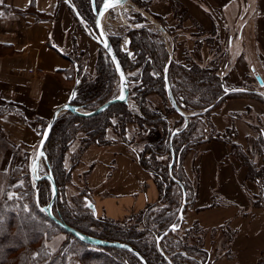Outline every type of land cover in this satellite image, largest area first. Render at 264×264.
I'll return each mask as SVG.
<instances>
[{"label":"crops","instance_id":"1","mask_svg":"<svg viewBox=\"0 0 264 264\" xmlns=\"http://www.w3.org/2000/svg\"><path fill=\"white\" fill-rule=\"evenodd\" d=\"M162 1L160 11H167L165 5L174 11V2L179 11L195 19L196 26L221 39L228 36L229 26L240 22V11L248 2L253 11L240 23L238 39L230 38L225 45L223 58H219L221 52L212 50V45L196 49L193 35H189L191 44L181 26L177 36L183 44L179 47L186 44L189 56L199 64L216 59L226 63L225 83L231 91L259 90L256 76L264 80V0H200L201 4L197 0ZM5 2L10 9L28 11L33 7V11L49 15L39 18L35 13L15 11L0 15V51H7L0 54V96L16 103L29 119L31 115L47 119L68 99L73 66L67 55L72 51V37H77L76 26L60 0ZM157 4H150L152 11H158L154 9L159 8ZM170 15L169 11L163 13L164 17ZM18 69L26 75H17ZM211 120L221 133L235 128L234 141L246 150L259 137V129L264 132V101L252 95L228 98L212 111ZM137 126L128 124L129 140L137 133ZM107 137L114 142L91 144L83 150L80 139L70 145L65 156V165L71 168L72 175L68 189L75 193L87 190L98 216L123 220L157 202L159 188L153 175L140 165L132 144L119 142L113 128L107 129ZM183 165L196 196L184 211L182 221L189 227L197 223L208 232L207 245L214 255L217 252L215 258L212 254L210 264H258L264 251V211L253 204L259 188L247 178L248 169L242 160L232 155L229 144L210 141L191 147ZM222 230L229 234L228 238Z\"/></svg>","mask_w":264,"mask_h":264},{"label":"trees","instance_id":"2","mask_svg":"<svg viewBox=\"0 0 264 264\" xmlns=\"http://www.w3.org/2000/svg\"><path fill=\"white\" fill-rule=\"evenodd\" d=\"M70 1L77 7L82 22L91 26L93 34L95 14L91 0ZM101 2L102 0L99 3L96 0L97 6H100ZM3 4L0 0V15L15 11L18 14L35 13L39 18L49 17L48 14H41L36 11L10 9V6L5 4L2 8ZM31 9L33 10V7ZM72 13L76 16L73 10ZM138 19L146 21L141 16H138ZM148 27L144 25L137 29H130L128 32L129 49L133 51V58L121 48L115 37H111V41L125 72L128 71V62H136V64L142 65V72L139 76L140 82L148 85V88L157 87L166 95L164 70L169 59L170 50L166 42L156 39L158 33L153 32ZM100 50L101 53L96 62V72L92 76L85 73L83 65L77 59L67 55L72 61L71 74L74 80L76 74L74 62L77 63L79 68L80 81L74 103L82 111L95 110L117 95L116 93L109 96L112 85L114 83L119 85L120 82L116 69L105 49L100 46ZM216 60H212L206 65L193 61L194 63L192 62L193 64L189 67H184L182 62H176V64L174 59L169 64V81L174 97L180 108L188 114L187 116H180L183 120L181 127L172 126L171 120L154 108L146 97L148 94L146 91L149 90H139L137 94L134 93V88H130V86L133 82H136L129 75H127L130 82L129 95L130 99L136 101L137 110L130 109L127 102H123L115 103L102 113L91 117H81L68 112L59 117L45 146L47 171L48 173L52 172L58 190L61 187L59 175H62L65 183L72 181L71 168L65 165V156L70 145L76 139H80V150L91 144H110L114 141L108 139L107 129L112 127L118 136V141L126 146H131L126 136V128L129 123H135L139 126L138 136H140L141 130L144 131L146 124L150 125L151 128L162 126L167 134L164 140L156 143V145L147 142L142 152H135L140 165L153 175L160 190V197L157 202L148 204L144 210L129 216V218L138 216L136 225L122 227L121 224L123 223L120 220L104 216H100L103 218L100 219L98 215L93 213L89 216L75 214L68 203L60 201L59 197L53 204L54 215L62 222L94 238L123 241L131 244L145 256L150 264H170L166 256H169L172 264H184L189 260H195V264H208L211 262V253L204 248L203 237L199 232L201 227L197 223L190 228V230L197 229V241H192L190 235L184 239L183 244H181V241L171 239L182 226L179 211L183 201V190L186 191L187 200L184 211L190 203L194 202L196 196L193 184L186 176L183 165L184 157L191 147L210 141H221L229 144L232 155L240 158L247 167V178L256 183L259 188V193L254 197L253 204L261 207L264 211V167L257 168L256 161L249 158L243 146L234 141L235 128H229L221 133L216 130L211 120L212 111L228 98L252 95L264 101V93L262 92L264 87H260L257 91L254 89L252 91L247 89L231 91L225 83L224 66L226 63ZM146 66L148 69L145 68ZM175 77H178L177 84L174 80ZM6 105V107L1 108V111H15L12 109V103H6ZM173 110L175 109L173 108ZM15 112L20 114L17 111ZM113 116L118 119L115 123L113 122ZM175 130L179 132L171 137ZM80 132L84 133L81 137L78 136ZM144 132L148 134L152 133L153 130L147 128ZM253 143L261 144L264 156V132L261 128L259 129V137L253 140ZM156 155H168L165 164L160 161L159 169L155 168L156 164L159 163ZM173 155L174 164L171 173L169 165ZM31 187L28 194L32 197L27 196L29 197V202H26L29 203L27 211L19 199L16 198L12 199L10 204L8 202L0 206V211H2L0 214V264H65V262H59V253L50 254L42 243L46 225L63 230L42 209L51 200V183L48 179H42L37 186L32 183ZM173 189L180 196L179 203L176 202L173 194L171 195ZM87 196L89 199L88 191ZM152 210L157 211L154 216L147 214ZM89 219L90 224L88 223ZM107 221L110 222L102 225L100 232L90 229L94 223H106ZM172 225L181 226L178 229L170 230L162 238L161 245L164 252L162 254L157 246V239ZM224 232L226 231L224 230ZM145 234H151L153 240L150 241V236ZM76 242L87 247L85 253L74 255L82 261V264H85L83 260L87 264H141L136 255L126 249L94 246L79 239H76ZM179 245L181 247L172 255L169 252L171 247L178 248ZM113 250H117L119 253H115ZM200 256L209 257V260L200 258ZM258 264H264V251L261 253Z\"/></svg>","mask_w":264,"mask_h":264},{"label":"rangeland","instance_id":"3","mask_svg":"<svg viewBox=\"0 0 264 264\" xmlns=\"http://www.w3.org/2000/svg\"><path fill=\"white\" fill-rule=\"evenodd\" d=\"M99 1L100 0H98V3ZM197 1L199 2V4H201L200 0H197ZM2 2L5 5H7L5 0H2ZM153 2L159 3L157 4L159 8L154 6V9H157L158 11H152L151 8L149 7L150 4ZM162 2H163L162 0H147V1L146 0H129L128 4L126 5L121 4L115 8H112L106 11L102 18V26L105 32L107 33V35L110 37V39L111 37H115L116 42L119 43L121 48L124 49L129 54V56L132 58H133V51L129 49L128 32L130 31V29H137L135 27H138L141 25L149 26L148 28L150 30L158 33V35L156 36V39L158 41H162V40L164 42L168 41L167 44L169 46L170 54L171 53L173 54L172 60L174 59L175 63L182 62L184 67L185 66L189 67L190 65L194 63L193 61H195V59L193 56L191 57L189 56L188 46L186 44H184L183 48L179 47V46H182L183 44L182 42L178 40V37H179L177 36L178 27L181 26L180 29H183L182 31L183 35L186 36L187 40L188 39L190 40L191 44H192V38H190L189 35H193V39L194 41H196V46L194 45L196 49H198V47L200 49L203 45L209 46V47H211L212 45L213 46L212 50L215 52L216 51L221 52L219 58H223L222 54L225 51L224 50L225 45L228 43V41H230V38L232 39L234 38L235 40L238 39L237 30L240 27V23H242L243 21H246V17H248V13H250V11H253L251 8H249L251 5L248 2H246L245 10L240 11V14H239L240 22H238L235 26H229V29H231V31L229 32L228 36L223 35V38L221 39L220 35H216L215 37H212V34L210 33V31H203V29L200 26H196L194 23L195 19L191 15L189 16L187 12L179 11L178 10L179 7L175 6L174 2L172 3L174 11H170L169 6L167 5L164 6V8H166V10L169 11L171 14L169 18L164 17L163 13L165 14L167 11H160V9L163 7ZM60 3H64V5L68 8L70 12L69 15L72 17V22H74L76 26V36L77 37L75 36L72 37V51L70 52V56H72L74 59H77L83 65V70L85 71V73L92 76L96 72V69H95L96 62L101 53L100 45L91 36L92 34L91 26L88 24H85V22H82V20H79L76 16H74V14L72 13V10L66 4L65 0H60ZM4 4L2 8L5 6ZM28 11H33V10L30 8L28 9ZM138 16L144 17L146 19V22L140 21L138 19ZM95 20H96V15H95ZM95 20H94V27H95ZM74 44H75V47H74ZM196 49L194 48V50ZM6 52H7L6 50H4V52L0 51V54L2 53L4 54ZM216 61H218V59ZM127 68H128V71L126 72V74L131 76L133 79H135V82H136V83L133 82L131 86L129 82L130 88H134V93L137 94L139 90H149V91H146L148 93L146 97L151 102V104L154 106V108L158 110L160 113L165 114L171 120L172 126L181 127V125L183 124V120L180 118L181 115L177 113L175 110H173L172 105L169 102L167 92L165 95L157 87L148 88V85L142 84V82H140L141 79H139V76L141 75V72H142V65H138L136 64V62H133V63L128 62ZM145 68L148 69L147 66ZM15 73L17 75H26L24 74V72H20L18 70ZM30 74L32 75L35 73H30ZM75 78H76V74H75ZM177 79L178 77L174 78L175 83L177 82ZM70 81H71L70 82L71 85H70L69 95L75 85V80L73 78V75H71ZM110 91H111V94L109 96L115 95L117 93L116 97H118L121 92L120 82H119V85L117 84L115 85L114 83ZM262 92L264 93V91ZM6 103H12L13 104L12 109L19 112L20 114L16 113L15 111H5V110L1 111V108L7 106ZM127 104L130 109L137 110L138 105L134 99L133 100L130 99V95L128 97ZM67 112L68 111L62 112L60 117ZM51 116L47 119H41L36 115H31L29 119L28 116H26V114L24 113V111L16 105V103H14L13 101L2 99L0 96V206H3L5 203H8V202L10 204L12 199L16 198V199H19L20 203L23 205V207L27 211V207H29L28 206L29 203L27 204L26 202H29V197H32V196H29L28 193H29L30 187L32 186V183H34V179L32 176V161L35 158V155L37 153V149H38L41 137L46 127L45 124L48 123ZM117 120L118 119L116 117L113 118L114 123ZM129 124H135V123H129ZM137 127H138V130L134 138L129 140L127 137L130 143L133 145V149L135 152H138V151L142 152L144 149V145L147 142H149L150 144L156 145V143L163 141L167 134L166 131H164V128L162 126L158 128H151L150 125L146 124L144 126V131L147 128H150L153 130V132L147 134L143 130H141L140 136H138L139 126ZM109 128H112V127H109ZM159 132H160V137H157V133ZM83 134H84L83 132H80L78 136L81 137ZM136 143L138 144V148L135 149ZM245 153L249 158L256 161L257 168L264 167V156H263V149H262L261 144L253 143L251 148H247L245 150ZM156 156H157V160L159 161V163L156 164L155 168L159 169L160 161L162 162V164H165L168 160V155H164V156L156 155ZM46 161H47V157L46 159L42 158L40 163L36 167V173L38 176H43L48 173ZM59 176H60L59 183L61 184V187L58 193L59 200L68 203L70 209L74 210L73 213L75 214L89 216L91 213H93L94 215H97V213L95 214L87 203L90 200L88 199L87 191L84 190L80 193L72 192L70 189H68V186L71 182L65 183V180L62 178V175H59ZM48 181L50 182V180ZM51 189H52V185H51ZM174 190L175 189L172 190L171 195L173 194L174 199L176 200V202L179 203L180 196L177 193V191H174ZM159 196H160V190H159ZM1 213L2 211H0V214ZM154 213H157V211L152 210L151 212H148L147 214L154 216ZM179 217L181 216L179 215ZM100 219H103V218L100 217ZM137 219H138V216L136 215L134 218L127 217L123 220H120V222L123 223L121 224L122 227H129L132 225H136ZM109 222L110 221H107L106 223H103V222L94 223L90 229L92 231L98 230L100 232L102 230V225H105ZM88 223L90 224V219L88 220ZM181 223H182V226L179 225L181 226L180 230L176 234H174L171 239H174L178 242L181 241V244H183L184 239L188 238V236L190 235L192 236V241L194 242L197 241L196 240L198 238V231H196L197 229L190 230V228H192L194 224L191 227H189L188 223L182 220H181ZM199 232H201V235L203 237V241L205 245L204 248L211 253L210 258L213 260V256L215 258L217 256V252H216V255H214L215 252H211L212 249L210 248V244L207 245L206 235L208 234V232H206L202 228H201V231ZM223 232L224 230H222V233ZM70 234H68V232L65 230H60L58 228H53V227L46 225V232H44V236H42L43 238L42 243L48 249L50 254H53V253L60 254V257H59L60 263L65 262V264H82V261L78 257H75L74 255H77L78 253H82V252L85 253V251H87V247L83 245L81 246L78 242H76V239L78 238H76L73 234L72 235ZM211 234H213V232ZM145 235L150 236L149 238L150 241L153 240V237H151V234H145ZM224 235L226 238H228L229 236V234H227L226 232H224ZM211 241H214V239ZM159 245L162 248L161 241H160V244H158V241H157V246ZM180 247L181 245H179L178 248L171 247V251L169 252L172 253V255H174L175 251L179 249ZM115 248H118V247H115ZM219 248H217L218 250L216 251H219ZM113 251L115 253H119V251L117 250H113ZM166 258L168 260L169 256H166ZM200 258L206 259L207 261L209 260V257H206V256H200ZM83 261H84L83 263L87 264L85 260ZM139 261L141 262L140 259ZM195 262H196L195 260H189L188 262L184 264H195ZM141 264L143 263L141 262ZM208 264H210V262Z\"/></svg>","mask_w":264,"mask_h":264},{"label":"water","instance_id":"4","mask_svg":"<svg viewBox=\"0 0 264 264\" xmlns=\"http://www.w3.org/2000/svg\"><path fill=\"white\" fill-rule=\"evenodd\" d=\"M129 0H102L100 6H97L96 0H91V4H92V8H93V12L96 15V20H95V28L93 29V35L92 38L102 47L105 49V51L107 52V54L109 55L110 59L112 60L114 67L116 69L117 75L119 77L120 80V85H121V92L119 94L118 97L112 98L108 101H106L105 103H103L102 105H100L98 108H96L95 110L92 111H81L79 109V107L77 105L74 104L75 99L77 98V88H78V84H79V68L76 62L75 63V69H76V78H75V85L73 87V89L71 90V93L68 97V100L61 104L60 106H58L52 113V116L50 118V120L48 121L43 135L41 137L38 149H37V153L35 155V158L32 161V176L34 179V183L35 186H37L38 182L42 179H48L51 182L52 185V197L50 202L48 203L47 206L42 207V209L46 212V214L52 219L54 220L63 230L67 231L68 233L73 234L76 238H78L79 240H81L84 243L90 244V245H95V246H103V247H118V248H122V249H126L132 253H134L143 264H150L148 262V260L145 258V256L138 250L136 249L134 246H132L129 243L126 242H122V241H109V240H104V239H98V238H94L92 236H89L87 234H84L83 232L75 229L74 227L62 222L61 220H59L53 213V204L55 203V201L58 199V186L56 184L55 178L52 174V172L50 171L49 173L43 175V176H38L36 173V167L38 166V164L40 163L41 159H46V154H45V145L50 137V134L52 132V129L56 123V121L58 120V118L60 117V115L62 114V112L68 111L74 115L77 116H81V117H91V116H95L100 114L101 112L105 111L107 108H109L111 105L115 104V103H123V102H127L128 101V97H129V78L121 64V61L115 51V48L110 40V37L107 35V33L105 32L103 26H102V18L103 15L105 14L106 11L115 8L121 4H124L126 2H128ZM66 4L74 11V13L76 14V16L78 17L79 20H82V17L77 9V7L70 1V0H65ZM173 54L171 53L167 62V65L165 67L164 70V82H165V88H166V92H167V96L169 99L170 104L172 105V107L175 109V111L177 113H179L181 116H187L188 114L182 109L180 108V106L177 104L176 99L174 97L173 91L171 89V85H170V81H169V74H168V68H169V64L171 63ZM256 79L258 81V83L260 84V86H264V80L260 75L256 76ZM228 90V89H227ZM246 90V89H244ZM121 97H123V99H121ZM179 131L175 130L173 131L171 137H173L174 135H176ZM174 164V155L172 158V161L169 165V171L172 173V167ZM37 194V200H38V191L36 192ZM89 207L93 210V212L96 214V207L94 205V203L92 201H88L87 202ZM187 205V200H186V191L183 190V203L182 206L180 208L179 211V215L182 217L184 214V209ZM180 228V226H175L172 225L170 226L158 239V244H160V241L162 240V238L168 234L170 232V230L172 229H178ZM160 252L162 254H164L162 248L160 247V245L158 246ZM166 256V255H165ZM169 263L172 264L170 262V260L168 259Z\"/></svg>","mask_w":264,"mask_h":264},{"label":"built area","instance_id":"5","mask_svg":"<svg viewBox=\"0 0 264 264\" xmlns=\"http://www.w3.org/2000/svg\"><path fill=\"white\" fill-rule=\"evenodd\" d=\"M18 71H20V72H25V71H23L22 69H18ZM28 72H29V73H34L32 70H29Z\"/></svg>","mask_w":264,"mask_h":264},{"label":"flooded vegetation","instance_id":"6","mask_svg":"<svg viewBox=\"0 0 264 264\" xmlns=\"http://www.w3.org/2000/svg\"><path fill=\"white\" fill-rule=\"evenodd\" d=\"M142 22H146V21H142ZM141 26H142V25H141ZM141 26H138V27H135V28H139V27H141ZM94 28H95V27H94ZM94 28H93V29H94ZM199 31H200V30H199ZM110 40H111V39H110ZM111 42H112V41H111ZM167 42H168V41H167ZM167 42H166V43H167ZM167 46H168V44H167ZM168 48H169V46H168ZM119 81H120V80H119Z\"/></svg>","mask_w":264,"mask_h":264},{"label":"bare ground","instance_id":"7","mask_svg":"<svg viewBox=\"0 0 264 264\" xmlns=\"http://www.w3.org/2000/svg\"><path fill=\"white\" fill-rule=\"evenodd\" d=\"M126 4H128V2L124 3L123 5H126Z\"/></svg>","mask_w":264,"mask_h":264},{"label":"snow or ice","instance_id":"8","mask_svg":"<svg viewBox=\"0 0 264 264\" xmlns=\"http://www.w3.org/2000/svg\"><path fill=\"white\" fill-rule=\"evenodd\" d=\"M121 99H123V97H121Z\"/></svg>","mask_w":264,"mask_h":264}]
</instances>
